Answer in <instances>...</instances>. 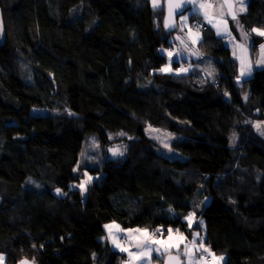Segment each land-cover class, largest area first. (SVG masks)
<instances>
[{
    "label": "trees",
    "instance_id": "trees-1",
    "mask_svg": "<svg viewBox=\"0 0 264 264\" xmlns=\"http://www.w3.org/2000/svg\"><path fill=\"white\" fill-rule=\"evenodd\" d=\"M163 5L0 0L4 264H121L103 239L107 224L187 233L190 211L204 224L210 259L264 264V139L252 128L264 120V68L237 81L229 47L192 18L205 26L199 47L212 59L214 81L184 60L161 71L177 31L164 26ZM239 19L246 30H264V0H247ZM146 125L178 136L171 147L183 159L159 155ZM114 133L129 138L125 157L90 168L95 179L82 194L86 140L107 145Z\"/></svg>",
    "mask_w": 264,
    "mask_h": 264
},
{
    "label": "crops",
    "instance_id": "crops-1",
    "mask_svg": "<svg viewBox=\"0 0 264 264\" xmlns=\"http://www.w3.org/2000/svg\"><path fill=\"white\" fill-rule=\"evenodd\" d=\"M202 1V4L205 5L204 8L200 7V3L197 6L192 5V7L188 11L175 19L171 29L176 28L177 31L174 35V45L168 51V54L171 53L172 55H169V58H171L169 61L170 64L166 66V68H171V64L173 61L184 60L188 61L189 63H194L195 69H197V71L201 73V75L208 78V80L213 81V79L215 78L216 73L214 71L212 59L209 56L204 55L200 51L199 46L202 38V33L199 31L196 32V30L192 29L190 26L191 19L195 18L205 23L214 32V34L218 38H221L224 44L229 47L232 58L237 63L238 77L240 78L239 81L252 78L257 70L264 68V64L257 63V61L262 59L261 45H264V36L258 35L257 33L253 32L252 29L246 30L240 22L239 16L246 11L247 0H243V3H241V0ZM229 5H231V7H229ZM241 7H243L245 11H239ZM233 12L236 13L235 20L231 15V13ZM205 14H207L208 19L205 18ZM184 17L187 18L186 21L183 19ZM209 20H211V22H209ZM229 32L231 33V36L227 34ZM242 32L249 34L247 41L244 40ZM255 38H262V41L253 50L252 46ZM241 60H243L245 64H251V75H245L243 77L240 76ZM255 80L257 87L260 88L263 84V79L259 76H255ZM260 122H262L259 123L261 129V126L264 124V120ZM257 124L258 123H252V128L257 134L261 136L260 130H258L255 126ZM107 225L111 227H105L106 236L103 239L108 242V244L114 251L118 252L121 255H127L130 258V261L124 260L121 264H162L154 260L155 255L158 253L157 252L155 254V251H143L142 259H135L130 255V253L141 252V249L145 244L151 246L152 248H160V251L164 253V258L167 254L174 253L184 260V264L202 263V260L200 258L196 259L193 257L194 249L190 244H186L188 247L185 248V245L182 246L181 242L180 249H175L176 247L169 249L166 246L162 247L161 245L153 244L152 241L154 239H152V237L148 238V240L144 239L149 235L145 228L136 227L124 229L119 224L114 222ZM145 232L148 234L147 236L145 235ZM169 235L170 234H167L166 236H164L165 238L160 237L159 239L155 240H163L167 243ZM171 236V243H176L180 235ZM114 241L118 242L120 244V247H117ZM137 245H140V247H137ZM196 247L198 248L197 245ZM121 248L127 249V251H121ZM183 254L184 257L181 256Z\"/></svg>",
    "mask_w": 264,
    "mask_h": 264
},
{
    "label": "rangeland",
    "instance_id": "rangeland-1",
    "mask_svg": "<svg viewBox=\"0 0 264 264\" xmlns=\"http://www.w3.org/2000/svg\"><path fill=\"white\" fill-rule=\"evenodd\" d=\"M152 3V7L153 8H159V7H163V3L164 0H160L159 5L154 7L153 6V0H151ZM166 3V0H165ZM202 4L203 1L202 0H196L195 4H193V6H197L198 4ZM191 26V25H190ZM194 29V28H193ZM195 30V29H194ZM198 30H196L197 32ZM194 67V63H189V68H193ZM195 68V67H194ZM188 71V69L186 70V72ZM193 71V69H192ZM191 71V72H192ZM214 81V79H213ZM47 113V111L40 109V108H32V110L30 111L31 115H37V114H45ZM254 124L256 123H262L260 121H253ZM264 131V124L261 126L260 132ZM144 133L146 134V136L153 142L154 144V150L162 156H165L167 158L170 159H183V157L176 151H174L172 149V143L174 141H176L178 138V136H176L174 133L169 132L167 130H164L162 128H158V127H153L150 125H146V127L144 128ZM261 136L264 139V135L261 134ZM127 136L125 134L122 133H114L112 135H110L109 137V143L107 145H101L97 138L95 137H90L86 140L84 148L82 150V153L80 155V159H79V169L80 168H87V170L83 171V179L80 182V184L77 186L80 190V185L82 183H85V187L87 188L92 181L95 179L92 176H90L89 173V169H94L96 167H98L104 160L106 159H118V158H124L126 155V140H127ZM129 139V138H128ZM238 140H239V135L237 134V132L232 131L229 135V145L232 148H235L238 144ZM116 151L117 154L113 155V152ZM30 186H36L35 182H29ZM82 192V191H81ZM55 193L60 195L61 191L58 193L57 190H55ZM86 190L82 192V194H85ZM207 202V200H203L202 204L205 205V203ZM192 213L193 215V220L191 223V226H189V221L185 218V222L187 223V233H182L180 231H176V230H172L171 231V235H182L183 236V241H182V246L186 245V244H190L194 251H193V257L196 259H201L202 263L201 264H222L225 260V255H221V254H217L214 255L215 257H223V260H216L213 259V257H211V260L208 262V260L206 259V257H208V253L210 252V246L206 245L205 243V232L203 233L202 231H204V224L202 222V220L200 218L197 217V213L195 211H190L187 215V217L189 216V214ZM202 222V223H201ZM147 231V233L149 234L148 237H145L144 239H147L152 237V239H159L160 237L163 238L164 236H166L169 233V229L165 230L163 232V229L159 228L160 231H157L158 229H154V230H149V229H145ZM195 230V231H194ZM199 234L198 236H196L195 234ZM195 237L196 243L193 245V239ZM165 238V237H164ZM203 243L204 246L209 249V252H205L203 249H200L199 251H197L196 249L199 248L200 243ZM179 245V249L180 246ZM196 245L198 246V248L196 247ZM178 249V248H175ZM157 252H155L156 254ZM174 254V253H171ZM177 257H179L176 254ZM182 257H184V254L181 255ZM202 257L204 259H202ZM155 258L160 259V260H164V254L163 256H161L159 253H157L155 255ZM183 262L184 260L179 257ZM123 259L125 261H130L129 256L127 255H123ZM209 259V258H208ZM4 264V263H3Z\"/></svg>",
    "mask_w": 264,
    "mask_h": 264
},
{
    "label": "snow or ice",
    "instance_id": "snow-or-ice-1",
    "mask_svg": "<svg viewBox=\"0 0 264 264\" xmlns=\"http://www.w3.org/2000/svg\"><path fill=\"white\" fill-rule=\"evenodd\" d=\"M159 2H160V0H153V6H154V7L158 6V5H159ZM187 2H192V0H187ZM241 3H243V0H241ZM182 6H183V4L180 3V2H177V3H175V4L173 5L172 2H171V0H169L170 14L172 13V10H173V9H180ZM200 7H201V8H204L205 5H204V4H201ZM209 7H210V5H209ZM229 7H231V5H229ZM239 11L242 12V11H245V9H244L243 7H241V8L239 9ZM231 15H232V18L235 20V19H236V13L233 12V13H231ZM205 18L208 19L207 14H205ZM183 19H184L185 21L187 20L186 17H184ZM209 22H211V20H209ZM168 26H169V25H168V22H167V20H166V22H165V27H168ZM252 31L255 32V33H257V34L260 35V36H264V30L253 28ZM227 34H228L229 36H231V33H230V32L227 33ZM248 35H249L248 33H244V32H242V36H243V38H244L245 41L248 40ZM233 39H234V38H233ZM261 53H262V59L259 60V61H257L258 64H264V45H261ZM169 55L171 56L172 54L169 53ZM167 70H170V69H167V68H166V69H161V71H167ZM178 71H186V69H180V70H178ZM251 72H252L251 64H250V63L245 64V62H244L243 60H241V72H240V76L243 77V76H245V75H251ZM237 79H238V81H239L240 78L238 77ZM225 95H227V93H225ZM245 98H246V97H245ZM255 126L257 127L258 130H260V125H259V124L255 125ZM261 134L264 135V131H261ZM116 154H117V152L114 151V152H113V155H116ZM80 188H81V191H82V192L85 191V190H86L85 183H82V184L80 185ZM57 192L59 193L60 190L57 189ZM193 215H194V214L190 213L189 216L186 217V219L189 221V226H191V223H192V220H193ZM201 223H202V222H201ZM105 227H106V228H110L111 226L106 225ZM117 227H118V226H117ZM137 231H139V230H137ZM157 231H160V230L158 229ZM171 231H172V230L169 229V233H170V235H169V238H168V242H167V243H166L165 241H163V240H153L152 243H153V244H157V245H161L162 247L166 246V247L169 248V249H171V248H173V247L179 248V245H180V243L183 241L184 238H183L182 235H180V236L178 237L176 243H171V241H172ZM145 235L147 236L148 234L145 232ZM195 235L198 236L199 234L197 233V234H195ZM114 243L116 244L117 247H120V244H119L118 242L114 241ZM192 243H193V245L196 243L195 237H194ZM137 247H140V245H137ZM187 247H188V246L185 245V248H187ZM200 249H203L205 252H209V249H207V248L204 246V244H203L202 242L200 243L199 248L196 249V250L199 251ZM145 250L148 251V252H153V251L158 252L161 256H163V254H164L163 252L160 251V248H152L151 246L145 244V245L143 246V248L141 249V252L130 253V255L133 256V258H135V259H142V253H143V251H145ZM121 251H127V249L121 248ZM210 254H211V253H210ZM4 259H5L4 256H3V255H0V264H3ZM169 259H170V261H173V260H177L178 257H170ZM202 259H204V258L202 257ZM213 259H216V260H223L224 258H223V257H215V256H213ZM20 264H29V262L26 261V260H21V261H20ZM32 264H34V262H32Z\"/></svg>",
    "mask_w": 264,
    "mask_h": 264
},
{
    "label": "water",
    "instance_id": "water-1",
    "mask_svg": "<svg viewBox=\"0 0 264 264\" xmlns=\"http://www.w3.org/2000/svg\"><path fill=\"white\" fill-rule=\"evenodd\" d=\"M171 2L173 5L177 2H180L183 4V6L180 9H173L172 13L170 14L169 0H166L165 15H164V26H165V22L167 20L168 25H169L167 27V29L172 28V25H173L175 19L177 17H179L180 15L184 14L186 11H188L192 7V5L194 4L195 0H192V2H187V0H171ZM170 257H177V256L175 254H167L165 256V259L163 260V264H184V262L179 257L177 260H173V261H170V259H169ZM21 260H26L29 262V264H32V261H30L26 258L20 259L17 264H20ZM34 264H36V263H34Z\"/></svg>",
    "mask_w": 264,
    "mask_h": 264
},
{
    "label": "built area",
    "instance_id": "built-area-1",
    "mask_svg": "<svg viewBox=\"0 0 264 264\" xmlns=\"http://www.w3.org/2000/svg\"><path fill=\"white\" fill-rule=\"evenodd\" d=\"M191 27L192 28H194V29H196V30H202V29H204L205 28V26L200 22H197V21H193V22H191ZM209 258V259H208ZM206 259L208 260V262L211 260L210 259V257H209V255H208V257H206Z\"/></svg>",
    "mask_w": 264,
    "mask_h": 264
}]
</instances>
